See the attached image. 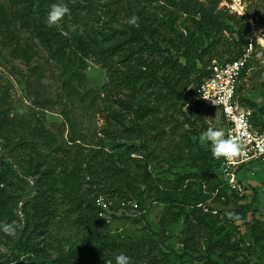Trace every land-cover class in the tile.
Segmentation results:
<instances>
[{
    "label": "trees",
    "instance_id": "16d2710c",
    "mask_svg": "<svg viewBox=\"0 0 264 264\" xmlns=\"http://www.w3.org/2000/svg\"><path fill=\"white\" fill-rule=\"evenodd\" d=\"M55 2L0 1V46L9 49L14 59L29 67L24 83L37 108L48 110L57 106L64 118L63 124H72L73 104L67 100L79 95L86 109L97 107L100 93L84 90L86 62L89 57H94L110 73L108 83L103 86L106 94L116 92L119 95L122 88L132 92L148 89L157 100L153 106H141L133 99L132 93L133 100L119 101L125 103L137 118L125 128L130 139L142 138L145 141V134L154 129V124L145 117L160 110L164 103L176 110L175 104L179 102L177 112L192 127L195 136L208 129L207 123L198 114L200 103L196 97L199 86L209 76L215 57L220 59L221 55H226L223 60H215L221 63L237 59L242 54V47L245 48L248 43L243 33L248 31V23L227 14L224 8H218L221 0H64L69 13L58 25L49 27L46 16ZM157 7L166 11L161 18L155 15ZM180 13L196 23L202 32L203 42L208 41L204 47L201 43L197 51L195 48V52L189 49L190 42H184L182 56L185 63L173 58L169 50L161 46L166 42L165 31L170 28L168 18L172 19ZM122 14L127 17V22L120 29L113 28L111 22L118 21ZM132 16L138 17L137 25L129 23ZM241 23L243 30L239 27ZM96 28L99 30L96 31ZM225 31L231 36L235 34L236 38L222 42L221 50L217 49L216 41ZM252 43L255 45L254 41ZM205 55H209L207 61L203 60ZM114 56H117V63L124 67L120 74L116 71V63L112 62ZM252 58L253 52L240 78ZM33 59H41L46 65L53 61L60 67V73L55 77L58 91L54 97L41 83L43 69L37 63L32 65ZM191 59L193 62L188 66ZM196 61L200 64L198 68ZM189 77H192L190 88ZM239 89L240 84L237 92ZM239 101L251 108L252 123L264 128V106L244 97ZM191 102H195L194 111L197 114L193 120L183 111ZM106 114V118L117 119L120 113L109 108ZM164 119L157 118L158 123L161 124ZM197 121L202 123L199 128ZM162 132L156 130L154 141L163 139ZM56 133L44 125L35 113H12L6 91H1L0 145L10 157L3 162L0 170V218L18 221L21 225L18 247L32 254L53 250L68 264H114V257L120 253L130 258V264H167L169 256L163 249L161 237L149 226L146 227V235L137 240L124 234L114 237L102 230L107 220L102 215L98 200L106 196L122 202L126 193L133 194L136 190L134 185L137 180L123 155L124 152L131 154L136 151V147L118 143L112 146L116 152H108L99 140L84 152L87 146H83V136L70 135L61 142ZM119 147H123V151ZM149 152L154 157L158 156L151 150ZM204 169V173L211 175L208 177L215 183L217 192L225 196V205L232 204L230 212L235 214L233 219H242L245 212L236 207L244 209L247 206L233 202L231 197L235 195L220 176L221 166L213 172L209 165ZM194 175L176 174L172 181L162 180V186L153 183L154 194L160 198L182 194L189 202L188 196L195 184L184 182ZM29 176L33 178L30 193L21 196L19 193L24 191ZM143 180L151 184L149 176H143ZM20 181L25 183L20 184ZM19 202L21 215L17 216L14 207ZM185 224V234L180 242L190 252L198 253L203 247V240L210 252V249L219 247V255L227 260L226 264H249L239 261L234 255L225 257L236 246H219L213 239L215 231L206 227L201 211L192 210L185 214ZM204 228L207 229L205 232ZM23 237L25 240L21 242ZM202 259L206 260L203 264H218L209 255Z\"/></svg>",
    "mask_w": 264,
    "mask_h": 264
},
{
    "label": "rangeland",
    "instance_id": "374dc122",
    "mask_svg": "<svg viewBox=\"0 0 264 264\" xmlns=\"http://www.w3.org/2000/svg\"><path fill=\"white\" fill-rule=\"evenodd\" d=\"M218 8H224L223 11L227 14L238 17L241 22L248 23L249 29L243 33L246 34L248 41L255 42L253 58L240 78V89L237 94L239 98L244 97L259 106H264V0H221ZM154 12L157 18H161L166 11L157 7ZM126 19L127 17L122 14L117 18L118 21L111 22L110 25L120 29L121 25L127 22ZM168 20L170 28L165 31L166 42H163L161 46L169 50L173 58H178L180 62L185 63V58L182 56L184 42H190L189 49L196 48L197 51L201 43L204 47L208 41L203 42L204 38L199 26L186 15L180 13ZM227 22L230 23L228 20ZM239 27L240 30H243L242 23ZM95 30L97 31L99 28ZM231 38H236V35L231 36L228 31L222 32L219 40L216 41L218 42L217 49L221 50L220 44ZM43 55L46 57L45 53ZM221 56L220 59L218 57L214 59L223 60L226 57V55ZM208 57L209 55L203 56V60L207 61ZM117 60V56H114L112 62L116 63L115 66L118 68L116 71L120 74L124 67L117 63ZM192 62L193 59L188 62V66ZM36 63L43 69L41 83L50 90L51 96L54 97L58 91L55 77L60 73V67L53 61L46 65L41 59H33L32 65ZM86 63L84 90H95L100 93L101 97H99L98 106L94 109H86L81 103L79 95L67 100L68 103L73 104L72 124H63L64 118L57 106L41 110L33 104L24 83V78L29 74V67L21 60L14 59L10 50L1 46L0 94L5 89L12 113H35L43 120L44 125L55 133L59 132L56 134L61 142L66 141L70 135L83 136L82 138L85 140L83 146L84 148L87 146L83 150L84 152L99 140L108 152H116L112 146L118 143L136 147V151L131 154L126 152L123 154L129 162L131 174L137 180L134 185L136 190L133 194L126 193L122 202H117L116 199L110 200L106 196L98 200L103 210L102 215L107 220L102 230L114 237L124 234L132 240H137L146 235V227L149 226L161 237L163 249L169 256L167 264H203L206 260L202 258H205L206 255H209L218 264H226L227 260L219 255L221 250L218 246L210 249V252L204 245L205 241L201 240L203 247L198 253H192L180 242L185 234V214H189L192 210L201 211V217L204 219L206 227L215 231L213 239L217 240V244L223 247L231 244L236 246V249L228 251L225 257L234 255L239 261H246L249 264H264V163L260 161L246 163L235 170L232 176L223 172L220 174L235 195L231 197L233 202H237V205L247 206L244 209L236 207L237 210L245 212L242 219L229 218L226 213L232 210V204L225 205V196L217 192L215 183L208 177L211 175L204 173V168L208 165L211 167V172L216 167L219 170L224 157L214 158L209 145L201 142L200 137L204 131H201L198 136L193 134L192 127L186 124L184 118L177 112L179 102L175 104L176 110L170 104L164 103L160 110L145 117V120H150L154 124V129L145 134V141L142 138L130 139L127 137L128 133L125 128L137 121V118L126 108L125 103L122 104L119 101L126 100L128 102L134 99L141 106L150 107L157 103L153 93L148 89L132 92L122 88L119 95H116V92L106 94L103 86L108 83L109 71L102 67L94 57H89ZM196 66L200 67L198 61H196ZM191 81L192 77H189L188 88H190ZM132 93H134L133 99H131ZM109 108L120 113L117 119L106 118V110ZM194 108L195 102H191L189 106L186 105L183 108L186 116L192 120L197 117ZM198 114L203 117L208 128L225 132L218 111L209 110L200 104ZM160 117L165 118L161 124L157 120ZM197 124L199 128L202 123L197 121ZM105 130L108 132L106 133ZM156 130H163L161 141H154ZM118 149L123 151V147ZM150 150L158 156L154 157L153 154H150ZM204 152L207 153L204 154ZM8 157L10 154L0 145V170ZM191 173L195 175L187 178L184 182L185 184L186 182L195 184L188 196L189 202L183 198L182 194L161 198L158 197V194H154L153 183L156 186H162V180L172 181L176 174ZM19 174L21 176L20 172ZM143 176H149L151 184L144 183ZM232 179L234 180L232 181ZM23 182L20 181V184ZM26 182L24 191L19 193L21 196H27L30 193L33 178L27 177ZM226 190L227 193L230 192L228 188ZM20 206L21 202L14 207L17 216L21 215ZM21 230L22 227L18 221L0 218V264H68L53 250L32 254L19 248L18 240ZM206 230L204 228V232ZM24 240L23 237L21 242Z\"/></svg>",
    "mask_w": 264,
    "mask_h": 264
},
{
    "label": "built area",
    "instance_id": "2783aa9c",
    "mask_svg": "<svg viewBox=\"0 0 264 264\" xmlns=\"http://www.w3.org/2000/svg\"><path fill=\"white\" fill-rule=\"evenodd\" d=\"M252 52L253 43L249 40L237 59L224 63L213 60L210 74L203 79L196 97L201 106L219 112L224 121L225 137L237 139L241 145L237 157L224 158L222 162V172L231 176L246 163H264V128L252 123L251 108L243 105L237 94L241 72Z\"/></svg>",
    "mask_w": 264,
    "mask_h": 264
},
{
    "label": "clouds",
    "instance_id": "9594fccd",
    "mask_svg": "<svg viewBox=\"0 0 264 264\" xmlns=\"http://www.w3.org/2000/svg\"><path fill=\"white\" fill-rule=\"evenodd\" d=\"M69 7L64 0H56L51 4L46 16V24L49 27L58 25L69 13ZM138 17L132 16L129 23L137 25ZM201 142L209 145L214 158L224 157L225 159L235 158L240 154L241 145L237 139L226 138L225 133L219 129L208 128L201 134ZM229 218L233 217L232 212L226 213ZM112 264V262H110ZM114 264H130V258L120 253L114 257Z\"/></svg>",
    "mask_w": 264,
    "mask_h": 264
}]
</instances>
